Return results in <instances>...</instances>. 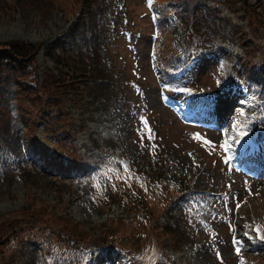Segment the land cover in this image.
<instances>
[{
    "label": "rangeland",
    "instance_id": "obj_1",
    "mask_svg": "<svg viewBox=\"0 0 264 264\" xmlns=\"http://www.w3.org/2000/svg\"><path fill=\"white\" fill-rule=\"evenodd\" d=\"M12 1L10 0L11 5ZM125 1L128 3L130 20H126V24L120 27L121 30L115 32L120 33L121 37L115 36L114 42L111 43L112 56L117 64L115 72L127 85L122 88L121 101L110 105L103 114H88L75 110V117L83 123L82 128L72 134L77 144L70 145L66 142L58 151L66 156L65 153L69 155L67 150L74 146L91 147L95 140L104 137L114 140L119 143L118 149L113 154V160H109L104 170L100 172L101 178H105L109 183L115 178L114 174L120 171L119 168L110 170V167H120L122 164L124 169L131 170L122 173L123 178L127 180L125 181L131 187L141 181L151 198L155 197L156 181L148 182L139 171L161 173L155 174V177L159 176L163 182H168L175 195L189 187H194L196 192L221 193V199L213 206L210 222L206 226L196 227L197 222L187 215L183 204L175 201L168 205L171 208L169 215L176 219L181 218L174 237L181 243L178 248L170 236L157 240L153 235H147L143 226L134 221L138 218L139 212L144 216L141 220L146 224L164 212L169 201L166 197L172 194L164 190V187L157 200L141 198L144 204L137 207L132 198L123 204L121 199L114 203L115 206L104 211L99 202L84 196L75 182L50 177L40 170L33 172L34 178H31L30 182L25 178H15L13 182H8L9 184L0 183V221L31 206L29 203L34 204V208L36 204L43 205L41 200L51 209L53 207L49 212L52 217L48 218L51 226L57 227L62 222L75 226L78 222L81 230H91L90 235H105L102 231H116L122 245L108 250L107 253L111 262L118 257L117 264L126 263L127 258L125 260L116 248L124 253L129 251L140 264H154L160 257L164 259L161 264H168L169 261L174 264H238L237 258L244 255L241 245L238 244V228H247L251 219L259 218L264 221V177L252 178L232 166L229 157L233 150H226L223 145L227 142L232 146L233 142L226 141V130L222 127L245 117L247 125L242 129L243 132H253L255 129L251 127L254 123L255 99L251 98L248 102L250 105L246 108H237L235 94L231 96V93L238 91V82L233 79L227 89L221 91L219 87H211L210 90L217 95V99L214 100L221 121L219 129H203L182 123L164 102L163 92L166 90L161 84L162 76L158 78L155 71L153 56L164 53L158 47L163 37L155 39L149 35L151 28L145 25L147 19H141L144 12L139 0ZM70 2L71 0H25L26 5H13L9 7L13 8L11 10H1L0 43L27 41L51 44L64 39L68 25L75 17L62 12L63 8L69 9ZM69 12L73 13L74 10L71 8ZM242 24V28L246 29L244 21ZM122 33L130 35L124 38ZM175 36L176 34L173 38ZM177 36L176 41L169 46L183 51L180 32ZM199 57L200 55L196 56ZM201 57L198 60L199 64L192 65L190 70L182 73V76L187 83L193 84L190 87L202 92L205 86L214 85L218 75L215 62L219 55H212L210 59L204 61H201L204 58ZM36 63L40 76L44 68L52 67L51 62L43 59L41 55H38ZM174 77H169V81L176 87L180 85L181 78ZM127 83L130 85L133 83V90H129ZM168 84L167 82L166 85ZM168 94L171 95V92L168 91ZM257 126L258 130L264 132V114L262 123L257 122ZM92 148L94 149L92 153L97 154V148ZM81 149H78L80 154L87 150L85 147ZM10 161L9 158V163H12ZM135 170L138 172H134ZM96 178L93 177L92 180L96 181ZM161 199H164L163 202ZM123 200L127 201L126 197ZM188 206L191 207L189 204ZM139 207L142 208L141 211H138ZM43 208H37L38 215L33 212L31 219L36 220L47 214L40 210ZM34 239L33 236L30 241L34 242ZM157 247L167 253L166 257ZM147 248L149 249L146 251ZM46 252V248L43 247L45 255ZM40 257L39 260L42 262ZM256 258H251L250 262H255ZM260 264H264V260L260 261Z\"/></svg>",
    "mask_w": 264,
    "mask_h": 264
},
{
    "label": "trees",
    "instance_id": "obj_2",
    "mask_svg": "<svg viewBox=\"0 0 264 264\" xmlns=\"http://www.w3.org/2000/svg\"><path fill=\"white\" fill-rule=\"evenodd\" d=\"M170 1L173 3L172 10L179 15L180 29L186 32L184 43L189 55L201 49L210 50L222 41L240 45L237 33L228 30V23L218 17V10L207 6V2L214 1L231 13H236L239 8L244 12L249 33L255 42L249 56L258 57L264 62V0ZM12 2L13 5H26L25 0ZM139 2L144 12L141 19H147L145 25L152 29L153 21L147 1ZM127 4L125 0H71L69 9H62L67 15L69 13L75 16L64 41L56 40L45 47L43 43L27 41L0 43V183H11L15 178H25L30 182L29 180L34 178L33 172L37 170L53 178L69 180L70 178L62 173H77L81 166L92 162L94 157L89 151L92 147L101 153L95 154V160H99L101 167L113 160L119 143L105 137L95 140L91 147L79 145L68 149L69 155L65 153L67 165H64L60 158L58 148L62 149L66 142L70 145L77 144L72 135L75 134V129L73 116L68 110L69 105H74L82 112L90 109L94 113H103L110 105L121 101L122 88L127 85L115 72L117 64L112 56L111 43L114 42L115 36H120V33L115 32L121 30L120 27L126 24V20H130ZM13 5L10 0H0V11L11 10L13 8L9 7ZM42 5L51 7L46 3ZM71 8L73 13L69 12ZM127 35L130 34L122 33L124 38ZM171 40L172 38L169 39ZM39 54L52 64V68H44L41 76L38 74L39 67L36 63ZM192 63L199 64L196 61ZM227 65L224 58L216 64L218 75L213 84H221L227 80ZM191 66L190 64L189 67ZM185 80L181 78L180 86L186 85ZM132 85L133 83L128 84L129 90H133ZM36 133L45 144L36 139ZM82 147L87 150L86 153L80 154L78 149L81 150ZM88 154L90 155L87 156ZM9 158L13 159L12 163H9ZM139 173L157 181L158 194L155 200L160 197L163 187L172 193L167 195V200L174 198L173 190L162 184L159 176L155 177V174L161 173ZM100 176V173L92 175L81 191L91 196L95 202H99L104 211L123 200L125 196L132 198L137 207L144 204L141 198L154 200L143 194L144 190L140 184L131 187L122 173L114 174L115 178L109 183ZM93 177H97L96 181L92 180ZM79 183L82 184V181ZM163 200L161 199L162 202ZM40 202L43 205L36 204V209L34 204L29 203L31 206L0 221V264H7V261L9 264H42L39 260L40 245L47 250L48 264H89L82 249H87L92 256L99 254L94 259L95 264H112L105 251L121 244L116 231H102L105 235H90L91 230H81L78 222L75 226L69 225L68 222H62L57 227L51 226L48 218L52 217L49 212L53 207L51 209L41 200ZM38 206L44 207L40 210L47 214L36 220L31 219L33 212L38 215ZM141 210L139 207L138 211ZM53 212L55 213V210ZM186 213L197 222L196 227L201 226V221L209 219L212 215L209 202L200 203L196 209H189ZM169 214L170 209L166 207L163 213L150 219L147 224L139 218L134 221L143 226L147 235H153L157 240L167 236L174 239L181 218L176 219ZM37 223L38 225H35ZM123 226L125 227V224ZM31 235L36 238L37 243L30 241L33 238ZM173 244L180 248L181 243L178 240L174 239ZM158 248L166 257L167 253ZM126 252L133 264H140L129 251ZM157 260L154 264H161L164 259L160 257ZM263 260L264 254H260L259 263ZM168 264L173 262L169 261Z\"/></svg>",
    "mask_w": 264,
    "mask_h": 264
},
{
    "label": "snow or ice",
    "instance_id": "obj_3",
    "mask_svg": "<svg viewBox=\"0 0 264 264\" xmlns=\"http://www.w3.org/2000/svg\"><path fill=\"white\" fill-rule=\"evenodd\" d=\"M149 2H151V0H149ZM240 136L245 135V133L243 131H241L239 133ZM234 142H235V138H234ZM223 147L227 150L229 148L228 143L226 142ZM126 167V166H125ZM255 231L257 232V234L260 236L261 239H264V231H261V229L259 228V226H257V228L255 229ZM237 251H239V249H237Z\"/></svg>",
    "mask_w": 264,
    "mask_h": 264
}]
</instances>
